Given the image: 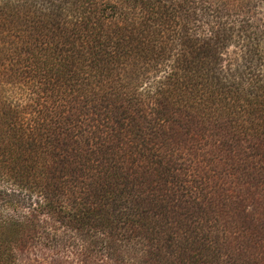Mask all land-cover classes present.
Returning <instances> with one entry per match:
<instances>
[{"label":"trees","instance_id":"trees-1","mask_svg":"<svg viewBox=\"0 0 264 264\" xmlns=\"http://www.w3.org/2000/svg\"><path fill=\"white\" fill-rule=\"evenodd\" d=\"M217 2L0 0V264H264V0Z\"/></svg>","mask_w":264,"mask_h":264},{"label":"rangeland","instance_id":"rangeland-1","mask_svg":"<svg viewBox=\"0 0 264 264\" xmlns=\"http://www.w3.org/2000/svg\"><path fill=\"white\" fill-rule=\"evenodd\" d=\"M5 1L6 0H4V2ZM217 1L226 3V6L229 8V14H230V18L229 19L231 21L237 22L238 19H240V17H239L240 13L237 12V11H239L241 9L240 7L242 5H244V3L247 0H217ZM220 2H217V3H220ZM196 11H198V10H196ZM262 12H264V10ZM201 13H202V11H200L199 14H197L195 16V20H192V21H196V20L201 21L200 17L202 18V21H205V18L201 16ZM261 25L262 26L264 25V21H263V23L261 22ZM191 27L194 28L196 31L198 30V28H197L198 24L197 23H195L194 26H191ZM239 53L240 54L241 53L244 54V52L241 51L240 46H238V47H230L228 50H226L223 53L222 65L224 67H227L229 65L236 66L237 62H238V60H236V59H238ZM5 74H6V72L1 69L0 70V83H1L0 84V92H1V97H3L4 98L3 100L6 101V102H14V105H20L21 107L22 106L24 107L26 105L27 101H28L27 98L22 94V92L19 89V86L13 85L9 81L10 78H8V76H5ZM150 77H152V75L146 74L145 80L147 78H150ZM0 188H5V190H8L10 187L6 186L5 184H1ZM0 204H2V203H0ZM67 253L68 254L63 253L60 256L70 257L71 253H69V252H67ZM49 261H50V257L47 258L45 263H48Z\"/></svg>","mask_w":264,"mask_h":264}]
</instances>
